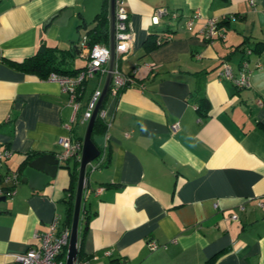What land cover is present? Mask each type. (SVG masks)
<instances>
[{"label":"crops","instance_id":"obj_1","mask_svg":"<svg viewBox=\"0 0 264 264\" xmlns=\"http://www.w3.org/2000/svg\"><path fill=\"white\" fill-rule=\"evenodd\" d=\"M106 2L108 13L109 0H0V148L11 149L0 171L19 172L15 193L0 201V264H18L14 255L38 245L54 215L68 227L74 159H58L48 182L23 178V169L42 155L57 158L63 137L82 142L81 113L106 75L87 78L71 121L60 83L16 64L44 43L74 45L66 66L82 68L80 41ZM124 3L132 46L117 66L135 73L130 87L103 101L108 150L102 165H87L80 255L90 264H264V0ZM158 7L168 13L154 23ZM212 17L219 34L205 39L201 28ZM167 31L170 39L145 49L149 34ZM244 56L249 86L217 77L222 60L236 73ZM92 138L99 145L102 134Z\"/></svg>","mask_w":264,"mask_h":264},{"label":"built area","instance_id":"obj_2","mask_svg":"<svg viewBox=\"0 0 264 264\" xmlns=\"http://www.w3.org/2000/svg\"><path fill=\"white\" fill-rule=\"evenodd\" d=\"M168 9L166 7H158L154 10L152 15V22L157 23L159 17L163 14H167ZM175 16V13H171ZM129 13L125 7L124 0H115L114 8V49H115V65L112 70V79L109 86V93L116 97L121 89L130 87L133 82V75L135 69L130 72H122L117 66V59L120 56L126 54L132 46V35L128 28ZM201 32L205 39L218 35V21L215 17L207 18ZM162 38L170 39L172 37L171 32H166ZM159 37V39H160ZM86 37H83L80 44L87 50V62L75 75H60L54 72L49 73L47 79L56 80L60 83L61 89L68 94L69 102L73 107L71 121L75 120L77 110L79 108L78 87H80L83 81L96 73H106L107 64L109 58V48L107 44L95 42L91 46L85 45ZM251 52L250 48H246L244 54L247 55ZM153 62H144L143 66L148 70L152 69ZM257 67L261 65L256 64ZM250 68L248 66V58L244 56L238 66V71L233 72L231 65L226 60H222L219 69L217 71L218 78L231 79L234 85L238 88L249 86L250 80ZM143 86V84H141ZM101 89L95 88L91 92L84 110L81 113L80 119L87 121L91 116V112L95 106V103L100 95ZM98 114L103 119L106 116V110L100 108ZM67 128L70 130L71 125L67 124ZM179 128V122L174 121L170 124V129L176 131ZM108 138L109 134L107 130L102 134V141L99 144V153L93 159L89 165L96 167L104 162L107 156L108 150ZM61 149L56 153L59 160H67L72 157L79 159L81 151V141L68 135L60 139ZM11 155V149L8 147L0 148V168L2 160L8 158ZM19 181V172L7 171L0 176V195L9 196L15 193L16 184ZM98 188L97 191L101 190ZM234 218L236 215H232ZM70 229L69 227H60L59 219L57 215H54L49 221L46 229L40 234V242L38 245L33 246L25 250L24 252L14 255L18 264H65V256H62L64 249L67 247L69 239ZM150 249L155 248L157 242L150 240L147 242ZM73 264H90L87 259H75ZM122 264H132L130 262H123Z\"/></svg>","mask_w":264,"mask_h":264},{"label":"trees","instance_id":"obj_3","mask_svg":"<svg viewBox=\"0 0 264 264\" xmlns=\"http://www.w3.org/2000/svg\"><path fill=\"white\" fill-rule=\"evenodd\" d=\"M95 21H96V24L87 31V35L85 36L86 37L85 45L87 47L91 46L95 42H100L104 44L108 43L107 2L104 4V9L100 13L97 14ZM164 33L166 32H160L157 34L156 33L149 34L148 39L145 41V49L150 50L154 48L155 46L161 44L162 42L168 40L166 38L160 37ZM73 46L71 45L70 47L66 49L64 48L59 49L56 46H49V45H45L44 43H42L41 45L38 46L37 50L33 53V55L24 59L20 63H17L16 66L22 70L37 73L42 78H47L49 73L51 72H54L60 75H75L81 69V67L80 68H71V67L69 68L66 66V64L69 63L74 56V53H73L74 48H72ZM80 46L83 47L81 44ZM245 49L246 48L243 47L242 51H245ZM86 80L87 79H85L82 85L78 87L79 94L77 96V99H79L80 94H82L83 85ZM122 90L123 89H121L119 93ZM108 93L109 91L107 92V95ZM206 104H207L206 97L201 96L198 98V107L200 109H202L203 105L206 106ZM101 108H103V104ZM105 129H106L105 120L102 117H100L99 114L97 113L96 118L93 123V127H92L91 138L94 136V134H103ZM75 138L81 141V139L77 137ZM95 144L99 146L96 142ZM69 159H74V164L72 166L67 165L70 169L69 171H70V177H71V186L73 188L75 187V184L77 182L79 159L76 157H72ZM100 165H102V163ZM2 174L3 173L0 171V176ZM73 190L74 189H72V193L70 194L69 198L66 200L67 201V210H66L67 225L69 229H70L72 213H73V202H74ZM79 228H80V221L78 223V233H79ZM65 253H66V248L64 249L62 256H65ZM77 258L82 259V255H80L79 251L77 252Z\"/></svg>","mask_w":264,"mask_h":264},{"label":"water","instance_id":"obj_4","mask_svg":"<svg viewBox=\"0 0 264 264\" xmlns=\"http://www.w3.org/2000/svg\"><path fill=\"white\" fill-rule=\"evenodd\" d=\"M108 48L109 58L107 64V72L105 75L104 83L101 88L100 95L95 103L91 112V116L87 120L85 133L81 142V151L79 156V166L77 174L76 189L73 202V213L70 224L69 239L65 253V264H73L77 257L78 251V223L80 215V207L82 201V192L84 188V181L86 175L87 165L95 159L99 153V148L91 138V132L96 115L101 108L103 101L109 90L110 82L112 79V70L115 65V49H114V8L115 0H109L108 4ZM87 55V54H86ZM58 158L54 155L46 154L31 160L23 169V178L29 181L43 180L48 182L54 177L57 168ZM4 195H0V201L5 200Z\"/></svg>","mask_w":264,"mask_h":264},{"label":"rangeland","instance_id":"obj_5","mask_svg":"<svg viewBox=\"0 0 264 264\" xmlns=\"http://www.w3.org/2000/svg\"><path fill=\"white\" fill-rule=\"evenodd\" d=\"M92 81H93V80H91V81L89 82V84H88V85H89V86H88V90L93 86ZM9 197H10V196H7V199H8Z\"/></svg>","mask_w":264,"mask_h":264}]
</instances>
